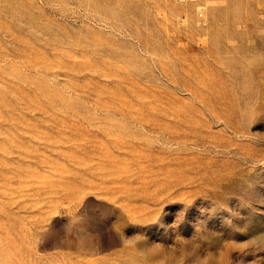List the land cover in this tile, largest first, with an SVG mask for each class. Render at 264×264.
I'll list each match as a JSON object with an SVG mask.
<instances>
[{
    "label": "rangeland",
    "instance_id": "obj_1",
    "mask_svg": "<svg viewBox=\"0 0 264 264\" xmlns=\"http://www.w3.org/2000/svg\"><path fill=\"white\" fill-rule=\"evenodd\" d=\"M0 264H264V0H0Z\"/></svg>",
    "mask_w": 264,
    "mask_h": 264
}]
</instances>
